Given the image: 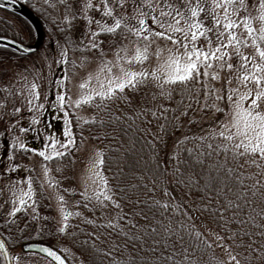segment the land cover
<instances>
[{"label": "trees", "instance_id": "obj_1", "mask_svg": "<svg viewBox=\"0 0 264 264\" xmlns=\"http://www.w3.org/2000/svg\"><path fill=\"white\" fill-rule=\"evenodd\" d=\"M20 1L36 6L33 8L41 16L46 35H55L59 44L72 47L74 30L66 27L56 11L64 7L72 12L78 0ZM134 2L141 5L124 0L120 8L116 7L118 0L113 6L117 18L126 17V25L138 28L133 18L137 16ZM164 2L159 0V8ZM168 2L184 10L180 0ZM41 4L44 8L40 11ZM142 11L157 17L160 12L153 13L148 7ZM106 19L113 23L112 18ZM145 19L151 26V19ZM200 19L212 26L211 17ZM0 35L24 44L34 40L29 22L2 8ZM120 35L124 38L127 30L101 35L97 40L118 42ZM15 58L28 55L0 47V66ZM204 104L201 83L174 86L169 95L162 94L151 77L136 89L126 88L117 98L100 101L97 97L88 105L92 114L89 123L74 122L72 131L77 141L87 136L99 147L103 159L100 170L108 181L112 201L101 208L74 191L76 206L69 210L72 215L63 233L60 229L45 230L33 221V215L32 220L16 226L22 211L13 218L1 215L0 235L7 246L12 249L39 241L57 249L69 264L75 260L80 264H225L215 243L207 239L211 233L239 264H264V170L253 164L241 166L239 158L224 151L225 142L218 132L227 113V98L219 103L223 111L205 109ZM62 162L59 157L47 163L56 175L59 167L61 171L67 167ZM4 180L1 177L0 183ZM29 180L34 198L49 211L35 174H30Z\"/></svg>", "mask_w": 264, "mask_h": 264}, {"label": "snow or ice", "instance_id": "obj_2", "mask_svg": "<svg viewBox=\"0 0 264 264\" xmlns=\"http://www.w3.org/2000/svg\"><path fill=\"white\" fill-rule=\"evenodd\" d=\"M63 2V0H61ZM184 5L182 11L179 4L173 5L165 0L163 7L160 8L159 17L152 16V23L162 31H154L146 23L145 17L148 13L142 11L143 7H148L151 12L155 13L159 6V0L153 4V0H143L141 5L133 3V10L137 13L136 19L139 27H129L124 23L126 17L117 18L115 16L116 8L109 4V0H100V5H94L91 0L84 5V19L88 25V34L91 43L87 46L88 50L101 49L103 41L97 43V37L101 35H118L123 34L127 30L129 35L137 37V44L140 40L146 41L143 48L136 47L135 54L131 58L121 57L120 52L127 53L126 48H120L116 52V62L113 64L108 61H101L97 71L90 74L85 80L79 84L81 94L75 100L70 96L57 93L56 100L53 104L54 108L64 114L63 136L64 140L57 139L53 133H48L45 138V150L39 151L38 154L44 161H50L55 158L63 157L69 148L75 143L73 139L72 122L65 104L76 109L84 105L91 104L97 97L100 101L111 100L117 98V95L123 93L126 88L136 89L141 84L147 83L151 77L152 82L160 89L161 93L167 92L171 95L174 86H187L189 83H201L203 95L205 97L204 108L216 112L223 111L219 107V103L224 100L223 90H217L211 87V82L221 79L222 72L231 73L235 68L236 76L229 77L227 84V101L230 106V113L226 116V122H222L219 126V137L225 142L224 151H231L233 158H239L240 165L253 164L257 168L264 170V0H259L257 7L258 16L252 17L250 14L244 16L237 22L233 17L237 16L242 10L247 11L246 0H212L209 15L212 18V26L207 27L203 20L200 19L205 7L201 0L193 6L191 0H180ZM103 18H112L113 23L108 24L106 19L94 20L87 14L88 10L95 8L100 11ZM116 7L123 8L124 0H119ZM164 9H168L165 11ZM222 12V15L219 12ZM189 15H185V13ZM66 22L71 23L67 17ZM260 21V27L257 29L253 26V20ZM95 24V31L92 25ZM243 27L246 36L242 38L241 34L236 31ZM119 30V32H118ZM215 36L216 43L213 46L212 36ZM127 38V36H125ZM203 38L207 42V50L199 46L200 39ZM163 39L170 41L171 47L167 48L168 55L159 64L158 68L147 71H134L124 65L135 63H143L149 58V48L155 40ZM250 41V43H249ZM251 47L254 51L252 55L244 54L242 49ZM162 50L157 47L156 56L159 59ZM62 56L66 57L67 53L62 52ZM233 55L239 58L240 63L234 66L230 63ZM67 63V60H65ZM119 73L118 75L116 73ZM95 80L98 87H91L92 81ZM233 80L236 87H231ZM63 81H57V85L62 86ZM254 86V87H253ZM37 85L33 83L29 89L32 99L38 100ZM243 88V91H241ZM67 89H65V92ZM32 99L28 101L32 104ZM211 100V104L208 101ZM247 105V106H245ZM38 109H43V105H38ZM19 112L20 109H16ZM32 111V108H29ZM166 111V110H165ZM152 116L156 117V112H152ZM81 117L77 116V123ZM33 124H38L39 120L33 118ZM84 123H89L84 120ZM50 127V125H49ZM163 127V126H162ZM26 129L21 128V132ZM15 147V145L13 146ZM20 149L28 152L35 151L27 147L23 142L19 145ZM60 149H64L61 151ZM9 159L12 156L9 155ZM103 164L102 154L97 153L96 161L93 164L92 175L88 178L93 184L99 182V190L94 189L93 197L96 202L104 206L105 202H111L112 196L109 194L108 181L98 171ZM15 171V168L12 169ZM48 168L44 166V176L50 187H55V182L48 177ZM27 184V191H21L18 198L19 203L24 205L26 199L33 197L32 181H23ZM167 195V193H165ZM93 197H85L92 199ZM60 202L64 203V198L59 197ZM86 206V205H85ZM119 207L118 204H114ZM167 207V205H161ZM20 209L16 208L11 215H15ZM63 220L67 221L72 215L61 209ZM77 215H79L77 213ZM115 227V225H108ZM67 224L60 229L64 232ZM4 251V246L0 244V252ZM47 255L57 261V264H63V261L55 252L50 249H42ZM8 255L6 252L4 253ZM235 261L239 264L236 256H229L228 264Z\"/></svg>", "mask_w": 264, "mask_h": 264}, {"label": "rangeland", "instance_id": "obj_3", "mask_svg": "<svg viewBox=\"0 0 264 264\" xmlns=\"http://www.w3.org/2000/svg\"><path fill=\"white\" fill-rule=\"evenodd\" d=\"M39 1L43 4V0ZM115 1L118 0H109V4L113 6ZM136 1L140 2V4L143 3V0ZM87 2L88 0H78L74 5L72 12L66 11L64 7H57L56 12L60 14L62 22L66 23L68 29L74 30L72 36L73 43L70 44V46H72L70 47L71 49L69 48L68 43L67 45L66 43L65 45L64 43L63 45L59 44L55 35H46V42L44 46L39 49V52H35H38L36 55H28V58L24 59L15 58L6 61L3 66H0V113L5 115L10 111V117L12 120L9 123L7 122V124H4L5 127L3 131L4 133L6 132L5 134L1 131V127L3 126L0 121V179L1 177L7 179L0 183V216L3 215L5 218H13L14 215H11L10 213L16 208H19V211H22L24 215L20 217V222L17 221L15 223L16 226L31 219L30 216L33 215V221L37 225H43L45 230L52 232L53 229H61L66 223V221L63 220L61 209L69 212L71 208L74 209L76 206V202L73 200L74 191H77L82 198L86 200V196L93 197L94 189L99 190V182L93 184L88 178L92 175L93 164L96 161L97 153H100V149L97 144L87 136H84L77 141L73 135L75 143L69 148L63 157H60V160H63L62 163H66L67 167L63 168L61 171L58 166L59 170L56 175L52 166L47 163L48 161H44L43 158L36 153L45 150V138L48 133H53L57 139H65L63 136L64 114L59 111L58 108L53 107L58 92L70 96L72 100H75L81 94V89L78 87L79 84L90 74H94L97 71L98 65L101 61H108L114 64L117 59L116 52L120 48L127 49V53L123 51L120 52L121 57L126 56L127 58H131L135 54L136 47L139 46L143 48L144 44L147 43L146 41L140 40L139 44H137V37L127 33V38H123L120 35L118 42H114V39L112 38L104 39L103 44L101 45L103 55H101L100 48L96 50H88L87 46L91 43V38L88 34L87 22L83 18L85 14L84 5ZM91 2L94 5H100V0H91ZM201 2L205 7L204 13H202L201 16L204 19L206 17H211L209 15V9L212 0H201ZM155 3H157V0H153V4ZM197 3L198 0H191L193 6ZM42 4L40 6L38 5L40 11L41 7L44 8V5ZM246 4L247 11L242 10L237 16L233 17L237 22L249 14L252 17L258 16L256 6H258L259 0H246ZM32 7L36 8V6L33 5ZM93 10L95 11V8L88 10L87 14L94 20L106 19L101 15L103 11L102 6L100 11H98L99 13L97 11L95 13ZM158 11H160L159 6L157 7L156 13H158ZM146 13H148L147 17L152 21V16L154 15L149 12ZM120 14H122V11H120ZM219 14L222 15V12H219ZM66 17L71 20V23L66 22ZM45 21L47 24L49 20L47 21V18H45ZM151 24L152 25L149 27L154 31H162V29L157 28L153 23ZM253 26L258 29L260 27V21L254 19ZM92 30H97L95 24L92 25ZM236 31L238 34H241L242 38L246 36L242 25ZM212 40L213 46H215L216 39L214 35L212 36ZM99 41L100 39L97 40V43ZM158 46L162 50L159 59L156 56ZM171 46V42L168 43L163 39L155 40L149 48V58L146 61L142 64L134 62L131 65L125 64L124 66L134 71L143 70L151 72L158 68L159 64L167 57V48ZM199 46L205 50H207L208 47L207 42L203 38L200 39ZM242 51L244 54L252 55L254 50L249 47L247 49H242ZM62 52L67 53L66 57L61 55ZM65 60H67V63H65ZM230 63L237 66L240 63V60L233 55ZM116 74L118 75L119 73L117 72ZM220 75V80L211 83L215 89L223 90V94L227 98V89L229 87L227 80L230 76H236L235 68L231 73L222 72ZM57 81H63L64 83L62 86L58 87ZM33 83L38 86V100L32 99L29 93V89ZM91 87H98L95 80L92 81ZM231 87H236L235 80H233ZM65 89H67L66 92ZM241 91H243V88H241ZM30 99H32L31 105L28 103ZM38 105H43V109H38ZM30 107L32 108V111H29ZM65 108L69 113H75L69 117L72 124L75 122L78 125L81 122H84V120H90L92 117L88 105L76 109L66 103ZM16 109H20V111L16 112ZM229 113L230 106L228 103L224 122H226V116ZM1 114L0 116H2ZM77 116L81 117L79 123H77ZM33 118L39 120V123L33 124ZM56 122H59V124L57 125ZM21 128L26 129V131L21 132ZM58 128L60 130H58ZM22 136L23 138L27 137L25 141L21 139ZM2 140H5L6 143H2ZM21 142L35 150L28 152L22 151V153L26 155L24 159L15 158L11 151L14 145L17 148H20L19 145ZM60 150L64 151V149ZM3 153H5V156L7 157L4 156L1 158ZM9 155L12 156L11 160L9 159ZM15 160L17 162H15ZM58 162L59 160L55 161L56 166L58 165ZM44 166H47L49 170L48 177L55 182V187L49 186V183L44 176ZM13 168H15V171L12 170ZM98 171L101 173L100 167ZM5 173L7 175L3 176ZM30 174H35V177L46 196L45 203L47 204L45 205L49 208V211L47 212L40 206L37 199L34 198V194L32 199H26L24 205L19 203L18 198L21 195V191H27V184L23 183V181H28ZM59 184L62 186V189L59 188ZM61 196L64 198L63 204L59 200V197ZM92 202H95L96 206L99 205L101 208H104L107 203L105 202L104 206H101L96 202L94 197L92 198ZM22 212L18 213L16 216L22 215ZM43 219L48 220L45 222ZM206 236L213 244L215 243L214 246L217 249V253L221 254L219 257L225 261V264H228L229 256L231 254L229 250L225 247H221V242H217L213 234L210 233ZM11 252L14 264H52L39 255L22 252L21 247H13ZM0 264H3L1 255ZM75 264H80V262L75 260ZM232 264H235V262L233 261Z\"/></svg>", "mask_w": 264, "mask_h": 264}, {"label": "water", "instance_id": "obj_4", "mask_svg": "<svg viewBox=\"0 0 264 264\" xmlns=\"http://www.w3.org/2000/svg\"><path fill=\"white\" fill-rule=\"evenodd\" d=\"M0 8L13 12L26 19L30 23L35 34L34 41L31 44H23L19 41H16L15 39L0 35V47L12 49L13 51L23 55H30L39 50V48L44 42V29L39 18L30 9H28L25 5H23L17 0H0ZM0 244L4 246V251L1 252L4 264H13L11 258V251L4 243L1 237ZM45 248L55 252L56 255L59 256L60 259L63 261V264H69L66 258L59 251L45 243L34 241L27 242L22 245L23 252L36 253L51 261L53 264H57L56 260H54L51 256L47 255L45 252L42 251V249ZM5 252L8 254L7 256L4 254Z\"/></svg>", "mask_w": 264, "mask_h": 264}, {"label": "flooded vegetation", "instance_id": "obj_5", "mask_svg": "<svg viewBox=\"0 0 264 264\" xmlns=\"http://www.w3.org/2000/svg\"><path fill=\"white\" fill-rule=\"evenodd\" d=\"M19 2H21L23 5H25L28 9H30L38 18H39V20H40V22H41V24H42V26H43V23H42V19H41V16H40V14L31 6V5H28V3L26 2V1H20L19 0ZM24 19V18H23ZM43 29H44V26H43ZM44 34H45V36H46V33H45V29H44ZM44 44H45V37H44V42H43V44H42V46L40 47V48H42L43 46H44ZM1 114V113H0ZM2 116H0V121L2 122V126L3 127H1L2 128V130L1 131H3V129H4V124H7V122L9 123L10 121H12L11 120V115H10V111L9 112H7V114H1ZM52 115V114H51ZM12 123V122H11ZM56 124L58 125L59 124V122H56ZM58 130H60L59 128H58ZM6 133V132H5ZM4 133V131H3V134H5ZM1 134V133H0ZM27 137H24L23 138V136L21 137V139L22 140H24L25 141V139H26ZM2 143H6V141L5 140H2L1 141ZM27 147H29V146H27ZM30 148V147H29ZM12 155L13 156H15V158H19V159H24V157H26V155L24 154V153H22V151L23 150H21L20 148H17L16 146L15 147H13L12 148ZM5 156V153H3V155L1 156V158H3ZM5 157H7V156H5ZM15 162H17L16 160H15ZM21 168V167H20ZM5 175H7L6 173L5 174H3V176H5Z\"/></svg>", "mask_w": 264, "mask_h": 264}]
</instances>
